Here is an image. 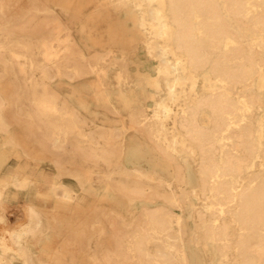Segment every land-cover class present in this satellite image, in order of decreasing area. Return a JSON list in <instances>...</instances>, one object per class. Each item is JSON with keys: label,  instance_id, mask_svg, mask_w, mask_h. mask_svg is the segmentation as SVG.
I'll use <instances>...</instances> for the list:
<instances>
[{"label": "bare ground", "instance_id": "bare-ground-1", "mask_svg": "<svg viewBox=\"0 0 264 264\" xmlns=\"http://www.w3.org/2000/svg\"><path fill=\"white\" fill-rule=\"evenodd\" d=\"M55 1L0 0V222L14 201L23 203L25 215L26 205L35 206L43 221L41 231L19 245L12 233L21 226L1 238L0 264H35L30 240L44 237L55 244L49 248L56 249V264L65 251L85 253L80 264L87 258L96 264H191L185 235L194 236L204 264H264V0H107L135 9L134 27L156 58L155 77L139 67L132 75L129 63L136 60L117 58L116 46L96 42L95 31L87 37L82 27L80 39L100 47L84 48L74 34L79 10L65 0L62 17L50 6ZM110 72L118 87H136L154 100L150 114L141 97L116 98L135 134L167 159L168 180L123 166L124 156L134 161L141 155L123 139L125 130L92 128L112 125L91 122L93 109L83 94L94 90L100 111L120 114L111 98L98 96L111 85ZM87 74L95 83L78 87L75 81ZM43 159L52 173L43 171ZM61 182L78 208L81 191L94 183L99 200L110 206L152 199L165 205L129 211L125 225L118 210L101 207L111 245L92 241L88 232L97 223V206L78 237L64 238L60 212L72 202L57 198ZM177 205L191 208L192 231L170 209Z\"/></svg>", "mask_w": 264, "mask_h": 264}, {"label": "rangeland", "instance_id": "rangeland-1", "mask_svg": "<svg viewBox=\"0 0 264 264\" xmlns=\"http://www.w3.org/2000/svg\"><path fill=\"white\" fill-rule=\"evenodd\" d=\"M65 0H56L54 3H50V6L57 10L62 17H67V15L64 13L62 8V3H64ZM75 12L79 10L77 13V17L75 19V28L76 31L74 32L75 37L77 39V42H79L81 45H83L84 48H87V50L92 49H100V47L95 46L94 39H89L87 37L94 36L96 34L100 36L98 39H95L96 42H100L105 47L107 46H116L114 48H118V52H115V55L117 58H121L123 55L127 57L129 60H136V64L129 63L130 70L132 75H135V70L139 67L142 71L146 70L150 75L156 76V72L153 70V67L156 63V58L152 57L148 54L147 49L142 41V33L138 32L133 24L131 13H134L135 9L133 6H123V7H115L113 4L107 2V0H71ZM99 2V3H98ZM103 3V4H102ZM98 4H102V6H98ZM98 8L97 10L100 11V16L96 17V13L94 15L95 8ZM92 13V14H90ZM79 18V20H78ZM82 22V24H81ZM85 28V35L83 36L84 39H80V36L82 35L80 33L81 28ZM84 35V34H83ZM86 38V39H85ZM131 38H137L136 40H133ZM89 48V49H88ZM123 49V50H122ZM122 52V53H121ZM121 55V56H120ZM140 63L142 67L140 66ZM144 63V64H143ZM138 65V66H137ZM152 68V69H151ZM140 70V71H141ZM109 80L108 83L111 85L109 87H106L103 91L99 92V97H105L108 96V98H111L113 100V104L110 106H115L119 108L120 114L113 115L106 114V112L100 111V105L98 101H96V93L94 90H91L87 94H83V96L90 101L89 107L95 111V113L92 111L90 113V119L93 124H100V125H112V127H92L96 130H125L126 135H124L123 139L126 140V143L129 141H132L130 144L133 145L132 147H135L140 152V158H137L136 160H128L126 159V156L123 157L122 163L123 166L129 171V172H135L137 169L146 170L149 173H153V171H157L156 175L159 174L165 179H169V170L165 166L167 159H165L159 152L155 151L153 149L152 143L148 142L147 139L142 134L136 135L134 132V128L129 126V120H128V114L126 111L121 109V103L116 101V98H120V95L130 94L134 97L140 98L142 105L148 106L147 113H152V108L154 107V100L150 97L143 98L140 89H137L136 87L132 89L128 88H120L117 86V79L115 78V73L110 72L109 73ZM65 80V79H64ZM96 81L95 75L87 74L82 79H78L75 81V84L79 86H86L92 85ZM53 85H55V82H53ZM61 89L62 93L64 94L66 91L64 89V86ZM68 87H66V90ZM153 88L150 86H146V92L147 94H153ZM145 92V93H146ZM153 92V93H152ZM71 101H74V105L76 107H79V103L76 102L77 96L74 98L70 97ZM104 115H107L109 118H106ZM95 116H99L100 119L94 118ZM121 125H124V128L121 127ZM3 140V135L0 133V142ZM137 151V152H138ZM35 162L31 161V167H34ZM51 162L47 159H43V164L41 166L43 167V171L52 173L53 170L51 168ZM192 165V164H191ZM194 166H191V171L193 173ZM49 168V169H48ZM116 177H120L119 175H115ZM121 178H124L123 175H121ZM63 180L66 183L74 185V180L71 177H64ZM193 181V176H192ZM195 184V183H193ZM81 196L83 198V207H77L74 202L67 205L66 208H63V210L60 212V214H63L60 216L64 222H65V229H63V235L64 238L67 237H78L77 235L80 234V227L82 222L86 219L87 215L91 213L90 216H93L94 213L97 212V214L100 213L101 207H106V211L109 209L108 202L99 200L100 198V192H97L96 185L94 183L93 187L91 188L89 186L88 190L81 191ZM97 193V194H96ZM111 197L116 198L115 194H110ZM193 203L200 207L201 200L194 196L191 198ZM20 205V206H19ZM23 203L20 201H14L7 205V218L4 221L0 222V239L8 237L9 232L11 230H15L18 227L22 226L24 223L27 222V218L25 214L21 211ZM148 206V207H156L160 205H165V203L160 199H152V200H143V201H136L133 206L128 205V203L121 201L118 206L111 205L110 207H113L114 210H118L122 217L120 218L121 225H125V221L129 220L132 216V214L129 213V211H139L142 206ZM97 206V210L95 212L94 208ZM134 208V209H133ZM171 210L174 211L175 215L177 217L183 218V220L187 223V228L189 231H192L193 225H192V216H191V208L188 206L181 207L179 205L177 206H171ZM105 211V212H106ZM25 215V216H24ZM86 215V216H85ZM111 215V212H110ZM107 218V216H106ZM105 214L100 213L97 216V223L93 225L90 229H88V232L90 235L94 236L92 238V241H99L104 242L106 244H110L108 240L106 239L107 231L104 229L105 227ZM103 227V229H102ZM58 238L61 237H55L54 239L58 240ZM188 251L191 256V260L193 261L191 264H204L207 262V258H205L202 250L200 249V246L195 241V238L193 235H185ZM57 242V241H56ZM31 245V251L33 253V256L35 258V264H56L54 261L56 259V249H50L49 247H52L55 245L53 243V240H48L46 237L42 238L41 240H30ZM111 245V244H110ZM91 252L93 249L90 250ZM85 253H70L68 251H65L63 257H61V261L58 262V264H80V261L83 260ZM91 258V257H90ZM93 259V258H92ZM81 264H96L92 260L90 261L88 258L85 260V262H81Z\"/></svg>", "mask_w": 264, "mask_h": 264}, {"label": "clouds", "instance_id": "clouds-1", "mask_svg": "<svg viewBox=\"0 0 264 264\" xmlns=\"http://www.w3.org/2000/svg\"><path fill=\"white\" fill-rule=\"evenodd\" d=\"M65 189H70V186H66L61 182L60 186L57 187V198L64 202L70 203L72 202L74 193L71 191H64ZM24 211L26 213L28 223L22 225L19 230L12 233L13 239L16 241L17 245H19L24 239L34 236L40 232L43 227L41 214L35 206L26 205Z\"/></svg>", "mask_w": 264, "mask_h": 264}, {"label": "crops", "instance_id": "crops-1", "mask_svg": "<svg viewBox=\"0 0 264 264\" xmlns=\"http://www.w3.org/2000/svg\"><path fill=\"white\" fill-rule=\"evenodd\" d=\"M45 191V189H42V192H44ZM21 202V201H20Z\"/></svg>", "mask_w": 264, "mask_h": 264}]
</instances>
